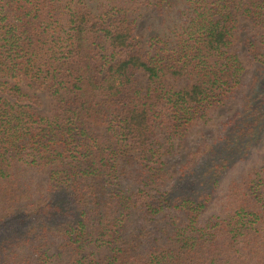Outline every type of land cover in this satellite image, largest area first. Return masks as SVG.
<instances>
[{"label": "trees", "instance_id": "obj_1", "mask_svg": "<svg viewBox=\"0 0 264 264\" xmlns=\"http://www.w3.org/2000/svg\"><path fill=\"white\" fill-rule=\"evenodd\" d=\"M145 8L176 18L142 45ZM231 100L168 175L173 141ZM263 132L264 0H0V264H264V156L200 218Z\"/></svg>", "mask_w": 264, "mask_h": 264}, {"label": "rangeland", "instance_id": "obj_2", "mask_svg": "<svg viewBox=\"0 0 264 264\" xmlns=\"http://www.w3.org/2000/svg\"><path fill=\"white\" fill-rule=\"evenodd\" d=\"M175 13H166L163 17L159 18L156 14L150 10V8H145L141 10V16L137 19V26L135 31L136 38L144 45L149 32H161L163 33L165 29L170 25V18H173ZM174 18V19H175ZM163 19V21H162ZM240 29L236 32L233 40L232 51L236 54L240 63L245 67L246 70L250 68L247 57L245 56V45H244V31L241 27L247 26L246 22H239ZM139 82L144 83L146 80L145 75L139 72L136 76ZM182 85V82L175 84V87ZM35 95L40 99L41 109L40 113L45 116H50L52 114L53 103L50 97L45 92H37ZM237 109V101L231 100L228 104L213 109L208 112L207 122L200 123L190 128L187 135L181 140L176 139L173 141L169 153L162 157L164 163V169L170 176L177 175L180 166L185 162L188 153L195 149V147L203 140H211L216 136L220 130V124L226 118L230 117ZM264 156V132L261 136V140L258 146L253 148L249 156L245 161L235 163L231 166L227 172H225L221 179L218 189L214 195L213 200L208 204L205 212L200 216L201 220H206L211 215L215 214L219 209V204L221 203L222 195L226 189L228 183L231 180L238 179L240 175L245 172L250 167H259L262 164V158ZM170 215V217H172ZM181 216V215H180ZM174 218L175 223L182 221V218ZM169 217L160 216L153 220L144 221L147 228L150 230L153 239L157 240L158 245H164L165 239L170 235L172 230L171 222ZM99 254L103 256V249L99 250Z\"/></svg>", "mask_w": 264, "mask_h": 264}]
</instances>
